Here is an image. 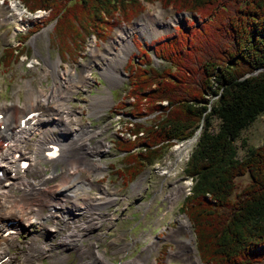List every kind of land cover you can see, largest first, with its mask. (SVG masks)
Here are the masks:
<instances>
[{
	"label": "trees",
	"instance_id": "1",
	"mask_svg": "<svg viewBox=\"0 0 264 264\" xmlns=\"http://www.w3.org/2000/svg\"><path fill=\"white\" fill-rule=\"evenodd\" d=\"M21 1L30 11H49L50 42L61 57L81 56L87 37L103 41L141 14L145 2L198 17L127 62L129 101L120 106L129 138L114 141L121 157L111 173L130 182L194 136L183 169L191 186L178 211L192 226L198 257L203 264H264V144L248 146L241 136L264 112V0ZM18 52L26 51L4 47L0 65L16 63Z\"/></svg>",
	"mask_w": 264,
	"mask_h": 264
},
{
	"label": "rangeland",
	"instance_id": "2",
	"mask_svg": "<svg viewBox=\"0 0 264 264\" xmlns=\"http://www.w3.org/2000/svg\"><path fill=\"white\" fill-rule=\"evenodd\" d=\"M18 3L23 5L21 0H0V54L3 48L8 46L14 47L17 51L21 49L26 51L21 54L18 52L17 62L10 67L6 68L4 65H0V111L5 108L11 111L19 110L24 102L28 85L35 89L48 88L54 83L60 82L63 77H68V74H74L75 80L71 83L73 90L70 93L71 99L68 101L75 111L72 116L74 123L76 124V120H79V124H88L90 129L92 128L96 132L88 138L91 144L96 143L98 138H103L110 145L98 158L105 164L106 169L93 170V173L83 170L80 173L81 179H91L94 184L87 190V194L81 195L83 197L82 202L74 200L82 206L80 207L82 211L80 213L78 212L79 209H75L76 204L74 205V202L68 199L69 202L65 204V209L57 207V211L54 213L56 216L53 218L47 216L49 204L47 192L55 185H59L60 180L63 179V174L60 171L63 163L61 161L54 163L56 177L46 179L43 183L45 185L39 186H42L39 188L40 193L32 190L34 186L29 188L31 191L24 189L23 186L20 187L21 189L15 188L13 190L16 196L21 195V190L24 191L21 198L25 203L21 200L19 204H23V209L28 207L27 218L30 221L22 229L9 225L10 230L13 231L10 235H17L16 238H18L17 241L20 242V245L12 246L11 244L10 247H6L5 255H8L6 260L10 258L8 264H50L49 258L36 250L43 242H48V239L51 243L55 242L56 249L52 259L56 260L55 264H60L62 260L58 256L63 253L67 254L65 260L67 264H77L79 261L76 256L77 250L73 246L70 248L60 246L58 243L59 235L69 224L68 221L79 223V219L85 221L92 219L93 216L94 218L90 223L91 229L87 235L81 234L80 229H78L76 232L74 230L75 237L79 236L81 238L79 240L83 244L90 242L96 246L108 264H123L124 262H134L135 264H185V261L179 258L170 259L169 253L178 248L175 239L171 235L178 227L179 217H186L184 213L178 210L191 186V180L184 175L183 169L195 138L172 145L165 151L160 160L153 162L133 180L125 184L111 173V166L118 165L121 157V153L114 147V141L129 138L128 133L123 129L126 127L128 116L125 114L126 110L120 106L122 103L129 101L127 99V62L130 59H136L141 47H146L153 40L173 33L176 27L185 24V22L196 21L198 17H194L189 12H177L172 6L162 7L159 2H145L141 14L132 21L113 28L109 32V36L103 41L96 40L93 35L87 37L83 43L81 56L76 55L73 58L61 57L56 45L50 42L54 23L46 21L49 15L47 10H34L32 14L26 13L27 25H23L21 31H14V23L10 16H14L12 14L13 6ZM22 10L24 11L23 7ZM27 11L30 10L27 9ZM134 22L139 23L140 30L133 33L130 51L127 56L121 57L120 61L119 59H112L117 46H113V50L107 52L105 45L109 44L118 28ZM35 25L39 28L29 33ZM26 34L28 35L24 38ZM92 42L96 50L91 48ZM148 49L151 52L150 48ZM151 58L155 67L162 68L165 65V62L157 59L152 52ZM84 63L90 65V79L88 82H81L78 78L82 68L81 64ZM66 70L68 71L66 72ZM72 70L74 73H72ZM17 106L18 109H16ZM146 118L149 117H145L143 120ZM212 125L213 129L216 128L217 121L212 120ZM55 132L57 131L54 130ZM35 136L31 137L28 144L25 145L26 149L31 147ZM241 136L247 139L248 146L264 144V112L242 131ZM185 144L187 145L176 162L177 151L175 147ZM103 146L105 147V145ZM236 147L238 156L243 157L244 150L239 147V142H236ZM68 148L67 146L66 150ZM19 152L20 157L30 161L27 154H22L21 150ZM92 161H97V158L94 156ZM175 162L176 164H174ZM39 163L44 169L41 173L49 175L52 163L43 160H40ZM30 166L31 161L28 169ZM171 166H174V168L168 173L167 177L160 174L162 167L168 169ZM35 177H37V174L33 171L26 174V178ZM247 180L246 175L237 179L239 184H244ZM176 181L182 185V194L172 204L166 199V195L169 194L172 183ZM47 186L51 189H46ZM103 186L107 188V195L106 193L104 195L100 190ZM44 188L45 190H43ZM108 193L111 194L110 201L104 203L108 198ZM79 196L80 194H77L74 198ZM93 197L95 198L93 203L96 206L93 208V214H89L91 210L85 202L86 199H92ZM98 200H102L104 204L98 205L100 204ZM35 207L39 210L36 214ZM73 211L75 212L73 213ZM34 214L37 218L34 217ZM88 214L90 216H86ZM189 225L190 232L186 231L178 240L191 237L195 250L193 254L198 257L190 222ZM50 230L54 231L53 236L48 235ZM126 244L127 247L124 250L119 249ZM32 249L36 250V253ZM85 259L88 260V257L83 260ZM199 261L200 264H203L200 258Z\"/></svg>",
	"mask_w": 264,
	"mask_h": 264
},
{
	"label": "bare ground",
	"instance_id": "3",
	"mask_svg": "<svg viewBox=\"0 0 264 264\" xmlns=\"http://www.w3.org/2000/svg\"><path fill=\"white\" fill-rule=\"evenodd\" d=\"M22 7L24 11L22 10ZM40 10L46 11L44 9H37V11H40ZM26 13L32 14L33 11L31 12L27 11V8L24 7V5L22 4L20 5L19 3L13 6L12 14H14L15 17H13L12 19L14 21L15 28L17 31H21L22 30L21 27L23 28V25L26 24V20H27L25 17ZM139 30H140V25L138 22H134V23L125 25L124 27L117 29L114 37L110 40L109 44L105 45L107 52H110L109 50H113V46L114 47L117 46V50H115L112 59H119L120 61L121 57L127 56L128 52L130 51V48L132 47L133 33L138 32ZM91 48L93 50H96L93 45V42H92ZM81 67H82L81 72L78 78L81 80V82H88V80L90 79V65L87 63H84V64H81ZM68 70H66V72ZM72 73H74L73 70H72ZM73 75L68 74V77H63L60 82L54 83L51 87H48V88L35 89L31 87L30 85H28V88L26 89V96H25L24 102L22 103V106L20 105L21 107L19 110L11 111L8 108H5L3 111H0V113L2 112V117L0 118V125L4 126V128L0 130V170H1V175H0V251L1 252L2 251L5 252L6 247H8L11 244L12 246L20 245V242L17 241L18 238H16L17 235L15 234L6 235V236L3 235L4 231L10 229L9 225H13L18 229H22L24 226L28 225L30 221L27 218V208L28 207H25L26 209H23L22 207L23 204H19L21 203L20 201L23 200L21 198V195L22 193H24V191L21 190L22 191L21 195L16 196V194L13 193V190L15 188L21 189L20 188L21 186H23L24 189H29L34 186L32 190H34L37 193H40L39 188H41L42 186L41 187L39 186L42 185L44 181H46V179L48 178L52 179L56 177V174L54 173L55 171L54 164H51L50 166L51 172L49 175H45L41 173L42 170L44 169L40 165L39 162L40 160L44 158L42 154V151H43L42 144L46 140L65 139L69 142V147H70L66 156L61 159V162H63L60 167L61 169L60 171L63 174V179L60 180L61 183L59 181L60 184L55 185L54 187H52V189L48 188V186L46 188V189H51L50 191L48 190L49 192L46 191L48 193L47 194L49 197L48 199L52 198L54 200L55 197L57 199L59 196H67L69 192L72 191L74 184L79 179H81L80 173H82L83 170L91 171L93 173V170L106 169L105 164L101 162L100 159L98 158L101 157L102 153L105 151V149L109 147L110 144L108 142H105L103 138H98L96 143L91 144L88 141V138L91 135H94L96 132H94L92 128L90 129L88 124L86 125L79 124L80 123L79 120H76V124H75L74 120L72 119V116L75 111L72 109L68 101L69 99H71L70 93L72 92L71 90H73V86L71 85V83L72 81L75 80ZM103 99L105 100V98ZM16 109H18V106ZM36 109L43 110L42 116H45V118L40 117L29 128L23 129L17 132H13L11 135L5 132L9 130L11 127L12 128L17 127L19 124V118H22L29 112L34 111ZM50 122L51 124H53V130L58 129L56 133H54L53 130L51 131L45 128L44 124H47ZM35 133L37 136H35V139L32 141L31 147L26 149L25 145L28 144L31 137H34L33 135ZM103 145H105V147ZM186 145L187 144L175 147V150L177 151L176 162L181 157L182 151ZM18 149L22 151V154L25 153L29 156L31 160V171L36 173L37 177L24 178L19 175V172L17 170V160L13 158L15 151H18ZM94 156L97 158V161H92V158ZM176 162L174 164H176ZM173 168L174 166H171L168 169H166L165 167H162L160 174L164 175V177H167L168 173ZM44 185L45 184H43V186ZM92 185L94 184L92 183ZM43 190H45V188ZM100 190H102L104 195L106 192H108L105 186L101 187ZM181 194H182V185L178 181H176L172 183V188L169 194L166 195V199H168V201L173 204L178 198L181 197ZM110 195L111 194L108 193V198H106V201H104V203L110 201V198H111ZM23 197L25 198V196ZM94 199H95L94 197L92 199H86L85 203L88 205L89 209L91 210L89 214H93V208H95L96 206V204L93 203ZM101 203H102V200L100 201V204L98 205L104 204V203L102 204ZM76 209H80L79 205H76ZM34 210H35V214L37 213V211L39 212V210L36 207L34 208ZM89 214L86 216H90ZM34 217L37 218L36 215ZM92 219L85 220V221L79 219L78 220L80 221L79 223L70 222L69 224H67L66 227L64 226L65 229L62 233H60L59 235L60 239H58V243L63 248H70L72 246L75 247V249L77 250L76 256L78 257V260H79L77 264H108L103 259V256L99 253L96 246H94L90 242H87V244H83L80 242L81 240L79 239L81 238L79 236L75 237L76 233H74V230L76 232L78 229H80L79 232H81V234L87 235V233L91 229L90 223ZM178 221H179L178 227L172 232V235H171L175 239L176 246L178 248L175 251L169 253V258L170 259L179 258L181 260H184L185 264H200L199 258L194 256L193 254L195 250L192 245V238L190 237L189 239L187 238L185 240H178L181 237V235L185 234L186 231L190 232L189 221L187 220L186 217H179ZM54 234H55L54 231L50 230L48 235L53 236ZM54 244L55 242L51 243L50 240L48 239V242H43L42 245L41 244H40L41 246L38 245L40 247L36 249L38 250L39 253L49 258L50 264H55V261H56V260H52L54 257L53 255H54L55 249H56ZM125 247H127V244L122 245L121 248L119 249L124 250ZM36 250H33V251L35 252ZM58 257L61 258L62 260L60 264H67L65 262L67 258L66 253H63ZM86 257H88V260L86 259L83 260ZM8 262H10V258L9 260L0 262V264H8ZM123 264H135V263L134 262H129V263L124 262Z\"/></svg>",
	"mask_w": 264,
	"mask_h": 264
},
{
	"label": "built area",
	"instance_id": "4",
	"mask_svg": "<svg viewBox=\"0 0 264 264\" xmlns=\"http://www.w3.org/2000/svg\"><path fill=\"white\" fill-rule=\"evenodd\" d=\"M9 16H10V15H9ZM10 17L13 18V17H15V15H14V16L12 15V16H10Z\"/></svg>",
	"mask_w": 264,
	"mask_h": 264
},
{
	"label": "water",
	"instance_id": "5",
	"mask_svg": "<svg viewBox=\"0 0 264 264\" xmlns=\"http://www.w3.org/2000/svg\"><path fill=\"white\" fill-rule=\"evenodd\" d=\"M192 138H194V136L190 137L189 139H192Z\"/></svg>",
	"mask_w": 264,
	"mask_h": 264
}]
</instances>
